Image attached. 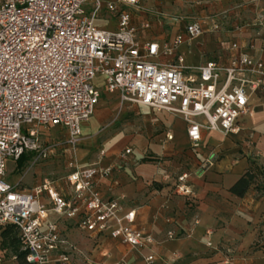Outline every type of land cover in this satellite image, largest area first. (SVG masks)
<instances>
[{"label": "built area", "instance_id": "2783aa9c", "mask_svg": "<svg viewBox=\"0 0 264 264\" xmlns=\"http://www.w3.org/2000/svg\"><path fill=\"white\" fill-rule=\"evenodd\" d=\"M140 0H0V232L15 228L20 251L27 264H71L62 250L64 241L56 224L47 222L49 212L66 220L78 219L88 234H107L139 250L154 243L134 227V212L123 213L116 200L102 197L98 184L110 179L115 164L104 166L106 151L96 162L79 165L74 158L81 127L93 116L99 90L115 95L121 105L143 106L180 118L194 148L204 132L227 136L239 132L238 122L249 113V98L262 87L264 65L230 44L226 65L210 61L191 70L178 48L203 33L200 23L187 24L184 35L170 43L143 46L136 40L125 7ZM123 7V8H122ZM106 10L117 15V28L96 26ZM141 28L147 29L144 24ZM217 28V27H215ZM171 57L161 64L159 57ZM101 81V87L96 81ZM57 129L62 140L47 138ZM166 138L171 140V136ZM69 150L65 198L53 182L44 180L31 189L6 181L9 160L33 155V164ZM131 149L116 160L125 162ZM187 174L177 178L174 194L186 193ZM46 194L49 205L41 203ZM172 239L173 234L169 233ZM147 264L153 256L145 259Z\"/></svg>", "mask_w": 264, "mask_h": 264}, {"label": "crops", "instance_id": "0c3cea01", "mask_svg": "<svg viewBox=\"0 0 264 264\" xmlns=\"http://www.w3.org/2000/svg\"><path fill=\"white\" fill-rule=\"evenodd\" d=\"M124 9L141 46H162L184 35L187 24L202 25L203 33L185 39L177 51L191 69L186 76L210 61L226 65L228 47L234 43L264 65V0H140L137 6ZM144 24L147 29L141 28ZM96 26L115 31L116 13L103 10ZM172 60L161 56L156 61L169 64ZM96 84L101 87L100 80ZM248 104V115L238 122L239 132L227 136L204 132L197 148L187 138L183 121L167 112L130 108V123L122 115L116 131L108 133L100 130L105 113L95 111L81 127L74 158L88 166L96 162L101 149L106 151L102 164H115L117 170L99 182L102 197L118 201L123 213L133 211L134 227L150 235L154 243L136 250L107 234L86 233L78 219L66 220L49 212L47 222L58 227L64 241L61 248L71 264H147L148 256L154 258L151 264H264V77ZM94 116H98L95 123ZM127 148L131 154L126 161H117V155ZM60 153L54 158L57 163L63 154L66 164L72 159L69 150ZM52 166L44 164L33 179L24 181L23 189L47 180L66 198L68 170L65 176L49 180L45 177ZM250 170L255 172L250 190L242 197L233 195L231 187ZM184 173L188 175L186 193L176 195L177 178ZM257 186L262 188L261 196L255 191ZM41 203L49 205L46 194ZM1 244L0 238V264H19Z\"/></svg>", "mask_w": 264, "mask_h": 264}, {"label": "rangeland", "instance_id": "374dc122", "mask_svg": "<svg viewBox=\"0 0 264 264\" xmlns=\"http://www.w3.org/2000/svg\"><path fill=\"white\" fill-rule=\"evenodd\" d=\"M100 93V99L97 104V107L95 111H102L105 113V119L104 122L101 124V132H107L111 133L116 131L119 125L116 126V123L121 119V117H124L122 115H126L124 117V121H127L126 123H130L129 120L131 119L130 113L131 110L130 108L134 109H140L138 105H121L119 101H116V97L111 94H107L105 90L102 88L99 90ZM104 108V109H103ZM126 108V110H125ZM103 109V110H102ZM97 112H94L93 115L97 114ZM98 116H94V123L97 122ZM122 120V121H123ZM47 138L53 139V140H62L63 139V134L60 133L57 129H52L49 133H47ZM102 140V139H101ZM64 151V150H63ZM58 151V153H60ZM61 154V153H60ZM65 154L61 155L62 159L58 160L59 162L57 163L54 158L52 157L46 161H38L37 163L33 164V155L29 154L26 156L27 158V163L25 164V167L23 170H18L16 169L17 164L13 162L12 160H9L7 163L6 167V181L10 184H18L19 188L23 189L25 188L24 186V181H29L30 179H33V176H35V172L37 170H43V165L44 164H49L53 165L52 166V172L48 174L45 178L49 180H55L57 177H62L65 176L67 173V168H66V156Z\"/></svg>", "mask_w": 264, "mask_h": 264}, {"label": "trees", "instance_id": "16d2710c", "mask_svg": "<svg viewBox=\"0 0 264 264\" xmlns=\"http://www.w3.org/2000/svg\"><path fill=\"white\" fill-rule=\"evenodd\" d=\"M27 163V158L22 156L17 162L16 169L23 170L25 164ZM255 179V172L248 171L238 181L231 187L230 192L238 197H242L246 194L248 190L252 187ZM257 194L261 196L262 188L259 186L255 187ZM0 238L2 239V248H8L15 255L16 260L19 264H27L25 261V254L20 251V243L17 237V232L14 227L9 226L0 232Z\"/></svg>", "mask_w": 264, "mask_h": 264}]
</instances>
